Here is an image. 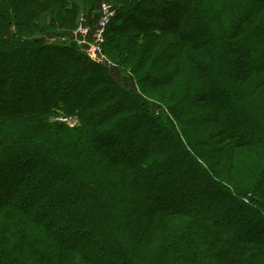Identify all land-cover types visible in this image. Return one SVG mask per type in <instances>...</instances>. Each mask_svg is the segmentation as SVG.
Returning <instances> with one entry per match:
<instances>
[{"label": "trees", "instance_id": "16d2710c", "mask_svg": "<svg viewBox=\"0 0 264 264\" xmlns=\"http://www.w3.org/2000/svg\"><path fill=\"white\" fill-rule=\"evenodd\" d=\"M136 1L105 41L154 45L109 67L65 38L78 0H0V264H264V0Z\"/></svg>", "mask_w": 264, "mask_h": 264}, {"label": "rangeland", "instance_id": "374dc122", "mask_svg": "<svg viewBox=\"0 0 264 264\" xmlns=\"http://www.w3.org/2000/svg\"><path fill=\"white\" fill-rule=\"evenodd\" d=\"M80 5H81V12H79L78 16H77V21H78V18L81 17V15H84L86 14L85 16H90L94 19L95 22H99L100 21V18H101V14H102V7L99 11V8H100V5L102 6V4L106 3L107 5H110L111 4V7L112 6V3H110V0H78ZM110 3V4H108ZM125 4H123V6L121 7V9H123V14H128L130 15L131 17L133 18H143L142 16H136L134 17L135 14L133 13H137L136 15H141L140 13V10H139V7H149L151 9H153V5L149 2V0H137L135 3H132L131 6H125ZM124 7V8H123ZM205 9V5L202 6L201 10H204ZM116 13V11H115ZM120 11L115 14V18L113 19L115 22L119 20L118 18V15ZM121 20V18H120ZM77 21L75 22L74 26H71V25H68V29L69 31L66 33L65 35V38L68 39L69 41H73V43H75V45L77 46V48L79 49V51L81 52H86L85 48L79 44L78 40H77V34H76V27H77ZM143 22V21H142ZM224 22V20H223ZM214 23H220V21H216ZM127 25H124V23L121 24V26H119L117 29V31H112L111 29L108 31V34H107V37H106V41H105V48L107 50V53L108 55L110 56H113L114 53H119L120 51H124V49L127 47V53L128 55L131 53L132 49H131V45L133 42H137L140 44V46L142 45H145V46H153L154 45V42H151L150 40H145L143 37L140 38V39H137L135 38V35L138 33V29L137 28H129L127 29ZM125 27V28H124ZM214 27V25H213ZM120 29H123L124 31H121L120 32ZM166 39L169 37V36H165ZM222 37V36H221ZM166 39L164 41H166ZM162 41V42H164ZM75 46V47H76ZM112 46L113 50H109L110 47ZM165 47H161V46H155V57L157 62L159 61V64L160 65H164L165 62H161L164 57V54L166 55L167 52H165L164 50ZM121 49V50H120ZM141 53V49H139ZM190 50V49H189ZM146 52V54H148L149 52H147L146 50H144ZM178 51V47H174V48H170L169 49V54L171 55H174L176 54ZM165 52V53H164ZM120 56H122L121 52L119 53ZM119 56V57H120ZM129 58V56H128ZM153 58V59H154ZM110 59V58H109ZM153 59L150 61V65H152L154 68H155V75H159L161 73H165V74H168L169 71L166 70L165 72H160L159 69L160 67L157 66V62L154 64L152 61ZM126 64H127V67L130 68L132 70V72L136 75L137 79L139 80V77H142V78H145L147 77L146 74H144L143 72H139V66L135 63V61H129V59H127V61H125ZM109 65V64H108ZM111 65H109L110 67ZM218 67V71H217V76L220 77V78H224L225 75H224V68L222 66V63L221 64H218L216 65ZM138 71V72H137ZM137 72V73H136ZM145 75V76H143ZM180 79H182V84L185 86V87H191L192 83H193V80L196 78L195 76V72L193 70H190L188 67L184 70V74L182 76L179 77ZM152 80L153 78L151 76H148L147 78L145 79H142L141 83H140V88L141 89H144V93L147 95L148 99L147 100H152V99H155V101H162L163 99L164 100H168V98H162L163 96L161 95L163 93V88L162 87H154L152 86ZM179 97H180V93H176L172 99H175L174 102L170 103L171 106H173L174 104H176L177 102H179ZM171 101V99L169 100ZM166 101H163V103H165ZM166 104V103H165ZM73 119L70 120V121H67V123H70L72 126L75 125L76 122H78L77 118L76 117H72ZM58 121L60 122H65V119H62V118H57ZM166 139L167 136L165 135ZM164 136H162L160 134V141L161 139H165ZM259 238H264V227H263V233L260 234L259 233Z\"/></svg>", "mask_w": 264, "mask_h": 264}, {"label": "built area", "instance_id": "2783aa9c", "mask_svg": "<svg viewBox=\"0 0 264 264\" xmlns=\"http://www.w3.org/2000/svg\"><path fill=\"white\" fill-rule=\"evenodd\" d=\"M115 10L106 3L102 5V14L99 22L91 21L83 15L76 29L77 40L96 63H106L115 66L104 51L105 35L111 21L114 19Z\"/></svg>", "mask_w": 264, "mask_h": 264}]
</instances>
